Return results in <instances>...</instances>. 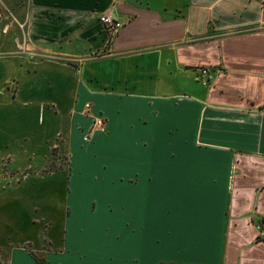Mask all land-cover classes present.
Returning <instances> with one entry per match:
<instances>
[{
    "label": "crops",
    "instance_id": "crops-1",
    "mask_svg": "<svg viewBox=\"0 0 264 264\" xmlns=\"http://www.w3.org/2000/svg\"><path fill=\"white\" fill-rule=\"evenodd\" d=\"M2 1L0 149L25 164L46 118L68 174L0 189L1 228L45 231L0 238V262L264 264V0ZM95 117L104 129L86 140Z\"/></svg>",
    "mask_w": 264,
    "mask_h": 264
},
{
    "label": "rangeland",
    "instance_id": "rangeland-1",
    "mask_svg": "<svg viewBox=\"0 0 264 264\" xmlns=\"http://www.w3.org/2000/svg\"><path fill=\"white\" fill-rule=\"evenodd\" d=\"M6 9V5L5 3L0 0V10H4ZM18 23V22H17ZM15 21H12L11 26L15 29L16 32H18L20 30L19 27H22V25ZM11 38V42H9L12 45L16 46V41H18V39L20 37L17 36V34L13 35ZM103 55V53H100ZM65 64V62H62ZM33 105H31L32 107ZM50 111L52 113H56L59 115H62L64 118L67 115V112L64 109H60V107H57L55 104H48L46 107V111ZM86 108L84 106V113L85 114H89L88 111H85ZM70 114V112H69ZM93 121V120H92ZM92 124V122H91ZM58 125L55 122L52 123H48L47 119L45 118V126L39 127V125H37L35 123V121H32V131L37 132V135H44L45 137H47V141L46 144L44 146H42L41 149L37 148V149H31L29 152V158L26 159L25 164L21 163L18 165L19 167H14L12 166V161H11V156L10 154H6L7 151L3 149V147H7L8 144H2V148L0 149V189H7V187L10 184H19L20 181L18 179H22V176H26L29 177V181L28 183L25 185V189L31 190L32 188H34L33 186H44V189H46L47 191L49 189L54 190L55 189V185H57L58 183L61 184L62 183V177L64 178V176H67L68 174V166L66 165L67 162V153L65 150V136L64 133L62 131V133H55L56 129H57ZM64 130V128H63ZM91 130H92V125H90L89 129H88V133L85 136L84 139L88 140L91 137ZM101 133H97V135H100ZM31 136H34L33 134ZM25 136L20 135L19 139L21 144H23L25 141H27L28 143L30 142V138L29 139H24ZM82 137V140H84ZM35 141V140H34ZM34 143V142H33ZM80 143V145L75 146L72 149V151H68V154L72 155L73 159V167L72 169L75 171L74 166L76 165L77 159L78 157L81 155L78 154L77 148L81 147V150L84 149L85 145H87L86 142H83L81 140H78L76 144ZM91 156L94 155V152L90 151ZM25 172V173H24ZM64 184V182H63ZM64 186V185H63ZM62 186V188H63ZM62 190V189H61ZM33 195V194H32ZM52 196H46V198H44L46 205L50 204L53 205L55 202V199L53 197V194H51ZM28 201V198H22L21 200L24 201ZM32 201H37V199H34L33 197H31ZM57 206H59V204L57 203ZM41 211V210H40ZM39 211V213H40ZM43 213V211H41ZM49 216L51 217V219H53V214L54 212H48ZM47 213L44 212L45 216ZM48 215V214H47ZM46 215V216H47ZM33 218V215H31ZM56 228H52L51 231H49L48 236L50 238H56ZM20 232L17 233V235H14V231L12 229H8V228H1L0 226V238L5 239V242L7 241L8 238H10V242L11 244L14 245H19L18 243V239L22 240L24 238L27 239H32L35 241V243L39 242V238H45V231L44 232H40L38 237L35 239L32 235V237L29 235V232L26 230H19ZM43 234V235H42ZM20 235V236H19ZM33 256V255H32ZM31 259L34 261H38V259L35 258V256L32 257ZM0 264H2L0 262Z\"/></svg>",
    "mask_w": 264,
    "mask_h": 264
},
{
    "label": "built area",
    "instance_id": "built-area-1",
    "mask_svg": "<svg viewBox=\"0 0 264 264\" xmlns=\"http://www.w3.org/2000/svg\"><path fill=\"white\" fill-rule=\"evenodd\" d=\"M100 23L102 24V26L104 27L105 31L111 36H115L116 33L119 31V29L121 28V24L114 19L110 14H104L101 15L99 18ZM110 53H103L102 54H97V55H91L92 57H103V56H108ZM200 75L202 77H205L207 75V71L206 69H202L200 70ZM86 111H88L89 106L86 105L85 106ZM92 130H91V134L93 132H102L104 129V123L103 120L100 117H95L93 118L92 121Z\"/></svg>",
    "mask_w": 264,
    "mask_h": 264
}]
</instances>
